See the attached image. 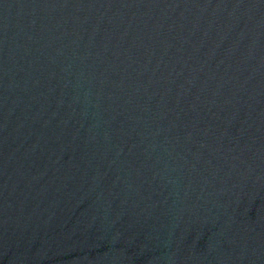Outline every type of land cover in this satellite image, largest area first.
Returning a JSON list of instances; mask_svg holds the SVG:
<instances>
[{"label": "water", "instance_id": "95a60500", "mask_svg": "<svg viewBox=\"0 0 264 264\" xmlns=\"http://www.w3.org/2000/svg\"><path fill=\"white\" fill-rule=\"evenodd\" d=\"M0 264H264V0H0Z\"/></svg>", "mask_w": 264, "mask_h": 264}]
</instances>
